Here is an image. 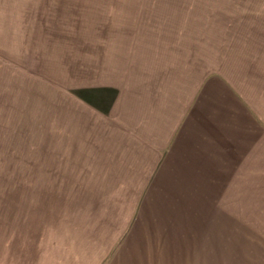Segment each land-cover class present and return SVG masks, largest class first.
I'll return each instance as SVG.
<instances>
[{
  "label": "rangeland",
  "instance_id": "rangeland-1",
  "mask_svg": "<svg viewBox=\"0 0 264 264\" xmlns=\"http://www.w3.org/2000/svg\"><path fill=\"white\" fill-rule=\"evenodd\" d=\"M133 22L140 56L153 35L161 43H187L193 75L219 71L247 96L264 93V0H0V39L24 42L26 30L43 28L51 40L62 33L72 51L76 38L83 78L104 77L107 48L120 53L125 25ZM45 117L41 112L3 115V120L14 118L18 130H0V264H109V246L127 238L136 245L160 241L163 249L178 251L264 249V241H251L264 239V177L229 178L222 186L216 170L204 186L184 179L176 197L159 192L148 197L162 205L178 199L172 216L149 225L131 222L140 196L125 193V185L140 189L145 184L125 178V157L110 152L91 161L89 143L99 141L91 132L82 145L71 144L70 134L52 137L42 151ZM70 229L73 236L67 235ZM142 236L156 238L142 241ZM222 236L226 240H219Z\"/></svg>",
  "mask_w": 264,
  "mask_h": 264
},
{
  "label": "crops",
  "instance_id": "crops-1",
  "mask_svg": "<svg viewBox=\"0 0 264 264\" xmlns=\"http://www.w3.org/2000/svg\"><path fill=\"white\" fill-rule=\"evenodd\" d=\"M136 23L125 25V43L117 48L120 53L107 48L105 75L98 79L94 74L83 78L82 47L76 38L72 51L60 39L62 33L55 32L58 37L51 40L43 28L26 30L24 42L0 39V130H18L15 119L3 120V115L41 112L46 115L41 126L42 151L52 137L70 134L71 144L82 145L86 132H91L99 141L89 143L93 153L89 160L110 152L123 155L125 178H132L131 184L147 185L140 189L125 185V193L140 196L130 221L149 225L172 216L178 202L162 205L150 201L149 195L176 197L184 179L199 180L202 185L216 170L222 186L229 178L264 177V93L255 90L253 97L247 96L219 71L193 75L187 43L171 39L161 43L153 35L142 50L145 56H140ZM116 146L120 148L113 149ZM191 185L197 187L195 182ZM164 187L169 189L161 190ZM67 235L74 232L70 229ZM251 241L264 239L252 237ZM130 242L135 240L127 238L109 246V264H264V249L178 251L163 249L160 241L157 245ZM33 248L31 243L26 247L28 260ZM73 250L78 251L75 243Z\"/></svg>",
  "mask_w": 264,
  "mask_h": 264
}]
</instances>
